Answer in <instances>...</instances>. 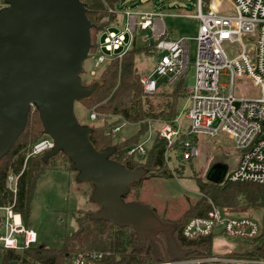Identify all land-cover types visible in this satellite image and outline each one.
Listing matches in <instances>:
<instances>
[{
    "label": "built area",
    "instance_id": "1",
    "mask_svg": "<svg viewBox=\"0 0 264 264\" xmlns=\"http://www.w3.org/2000/svg\"><path fill=\"white\" fill-rule=\"evenodd\" d=\"M230 1L229 13L218 9V0H197L196 13L193 15L199 20L196 56L193 60L194 81L184 87L186 106L171 121L147 119L148 130L155 128V132L166 140L164 156L170 168V156L176 158L179 155L183 160H188L198 154L195 146L198 136L215 139L224 134L237 151L235 166L227 173L225 181L264 185V0ZM109 11L114 10L109 8ZM142 15L144 17L138 20V16ZM125 17L126 23L122 30H109L104 36L102 34V47L109 52L120 49L124 45L125 34H131L136 26L152 31L157 40L155 67L140 78L144 93L150 95L157 91L155 76H166L169 85L181 78L185 79L190 64L188 39L182 37L167 41L162 19L153 13L126 10ZM233 45H237V48L228 55L229 47ZM97 48L98 44L95 51ZM127 50L108 59L97 54L95 64L98 66L105 60L109 63L115 58H121ZM221 77H224V82ZM245 81L251 87L258 88L256 96L248 95ZM235 86L238 87L237 93L234 91ZM100 116L94 109L88 113L90 120L99 119ZM181 116L187 120L186 126L182 125ZM119 120H122L121 124L110 128L113 136L126 122L121 118ZM152 123H158L159 126L155 127ZM52 146L53 140L43 135L25 152L21 170L16 173L10 169L6 175L5 183L12 200L0 206L2 249L17 251L37 242L35 230L24 224L21 213L15 208L18 183L27 160L42 155ZM125 153L144 158L146 148L142 142H138L128 146ZM256 221L259 220L251 216L234 215L225 208L211 204L206 215L192 217L186 222L182 235L193 239L224 233L241 240L257 242L263 256L244 261L264 264V207L260 225ZM102 255V252L96 251L77 253L68 264H94ZM220 260L223 258L213 255L162 261L160 264H200Z\"/></svg>",
    "mask_w": 264,
    "mask_h": 264
},
{
    "label": "water",
    "instance_id": "2",
    "mask_svg": "<svg viewBox=\"0 0 264 264\" xmlns=\"http://www.w3.org/2000/svg\"><path fill=\"white\" fill-rule=\"evenodd\" d=\"M0 7V158L24 130L34 107L42 132L53 146L43 162L61 153L70 161L79 182L92 186L98 209L90 219H103L134 230L136 250L149 241L157 262L185 258L174 237L176 225L162 222L145 204L125 200L129 185L147 173L110 158L114 146L97 149L90 140L91 125L80 124L75 102L89 99L102 85L81 79L83 62L92 47L85 3L81 0H2ZM231 154L217 150L209 159L204 180L223 185ZM17 264L16 261L12 262Z\"/></svg>",
    "mask_w": 264,
    "mask_h": 264
},
{
    "label": "trees",
    "instance_id": "3",
    "mask_svg": "<svg viewBox=\"0 0 264 264\" xmlns=\"http://www.w3.org/2000/svg\"><path fill=\"white\" fill-rule=\"evenodd\" d=\"M81 1L85 3L88 19L94 24L91 29L92 48L89 52L90 55L97 47L96 41L100 31L115 20L116 15L113 12H107V10L113 8L120 0ZM156 41L149 46L141 48L132 45L120 59L115 58L109 62L101 69L97 77L95 76L91 80L92 82L101 79L103 80L102 85L89 99L78 101L83 106L84 112H89L94 107L98 114L109 115V117L105 116L102 119L101 124L91 125L90 140L97 149L114 146L115 150L110 156L111 159L129 169L140 165L147 169L145 175L129 185L130 191L125 196L126 201L131 199L142 202L139 198L140 188L146 179L171 177L175 175L174 172L177 174L183 173L184 160L181 156L177 155L176 158L169 157L170 164H173V169L167 164L164 156L166 140L157 133L143 160L125 153L128 146L138 143L139 136L148 131V118H159L165 121L173 120L179 112V101L185 98L184 79L181 78L169 89H162L154 93L155 96L163 100L164 103L161 107L155 110L147 107L148 94L143 91L140 82L142 74L138 71L135 58L141 52L154 54ZM32 108L24 130L10 149L0 158V206L7 205L12 200V195L5 183L8 171L13 169L14 172H19L25 152L37 139L43 136L38 112L34 107ZM75 114L79 123L83 124L80 120L83 117L76 113V109ZM85 115L83 116L85 117ZM119 118L129 123H138L139 129L135 136L123 141L113 142L114 136L110 133V128L118 123ZM59 154L62 155L61 153ZM50 158L43 162L42 155L30 157L20 175L15 208L21 213L26 226H29L27 219L34 188L40 176L52 167L49 165ZM66 160L70 164L68 158ZM196 183L201 192V197L195 202L188 200L182 215L175 221L167 219L165 216L157 215L154 209L142 202L162 222L172 221L176 225L174 231L176 242L180 248L190 250L185 259L206 258L213 255L212 245L215 235L211 234L193 239H187L182 235V229L186 222L192 217L206 215L211 204L226 210L231 209L232 211L245 210L250 204L264 207V185L250 182L225 181L221 186L212 185V187L198 178ZM241 200L245 201V205L241 204ZM89 213V211L84 210H76L73 213L77 227L63 237L62 244L59 247H49L36 242L27 248L16 251L2 249L0 246V264H10L13 261H17L18 264H68L75 254L89 251L103 253L102 257L94 264L158 263L151 252L152 245L149 241L146 242L143 248L135 249L137 241L132 228L119 227L103 219H90ZM259 240L260 238H258ZM248 241L238 242L227 254L246 259L261 258L263 256L261 248L258 245L252 247ZM200 264H205V262Z\"/></svg>",
    "mask_w": 264,
    "mask_h": 264
},
{
    "label": "rangeland",
    "instance_id": "4",
    "mask_svg": "<svg viewBox=\"0 0 264 264\" xmlns=\"http://www.w3.org/2000/svg\"><path fill=\"white\" fill-rule=\"evenodd\" d=\"M221 2L223 3V7L224 5L225 7H231L230 0H221ZM196 4L197 0H120L114 6L119 17V22L115 23V26H110L107 30L104 29L103 36L106 31L114 30L118 32L124 28L126 10L140 13L153 12L155 17L158 16L162 19L167 29V34L165 36L167 41L177 40L182 37L188 39L190 64L188 65L187 74L183 81L185 87L186 85L193 84L194 81L193 60L196 56V35L199 26V20L193 16L196 13ZM226 10L228 11L229 9L226 8ZM107 12L112 13L109 9ZM230 12L231 11H229V13ZM143 17V15L138 16V20ZM99 34L96 41L98 44L97 50L95 52L93 50L83 62L81 79L85 83H90L92 78L95 76L97 77L99 71L108 64V60H105L97 66L95 64V57L97 54H102L108 59L113 57L114 54L117 55L118 53H123L127 50V47L130 48L132 45L138 48L146 47L156 40L150 29H139V27L136 26L131 34H125V42L120 49L109 52L102 47L103 36H99ZM236 48L237 45L230 46L228 55H230ZM155 59V54L152 53L146 54L141 52L137 54L135 64L138 71L142 74L141 77L153 70L155 67ZM92 75L93 77H91ZM155 78L159 90L169 89L165 84L167 82L166 76H155ZM221 81L224 82V77H221ZM245 87L249 91L248 95L250 96H256L259 93L258 88L251 87L247 81H245ZM234 91L235 93L238 92L237 86L234 87ZM147 96V107L150 109H158L164 103L163 100L154 94ZM184 106H186L185 100L181 99L178 103V110L181 112ZM75 109L76 113L83 117V120L80 119L83 124H89L92 126L98 125L102 123V119L105 116L109 117V115L101 114L102 116H100V120H90L87 117L89 112H84L83 106L79 102L75 103ZM91 109H94V107ZM83 115H85V117ZM148 119L156 120L158 122L165 121L159 118ZM184 120V117H181L180 121L183 126L186 125ZM121 123L122 120H119L117 124ZM153 125L155 127L159 126L158 123H154ZM138 129V123L125 122L120 130L114 135L113 142H118L135 136ZM154 129L155 128L152 127L139 136L138 141L143 143L146 151L150 149L156 134ZM195 146L198 154L190 159V161H183L182 174L174 172L175 175L171 177H154L143 181L142 187L140 188V193L142 195H140L139 198L141 201H145L150 208L154 209L157 215L165 216L167 219L173 221L179 218L182 215L188 200L195 202L201 197V192L196 183L197 178L205 183L207 182L210 186L215 185L203 179V173L206 169L209 157L211 158L215 151L223 150L226 153H231V157L228 159L230 164L236 160L237 151L234 150L232 141L224 134L215 139H207L203 136H198ZM49 165L52 167L47 169L37 180L33 197L30 202V212L27 222L30 227L35 230L38 243L45 244L49 247H59L62 244L63 237L71 233L77 227L73 213L76 210H84L91 213L96 211L98 207L90 198L92 191L91 185L87 182H79L76 179V172L70 168V164L65 157L56 154L54 157L50 158ZM171 167L172 169L174 168L173 164ZM240 202L242 205H245L244 200H241ZM258 207L259 206L257 205L250 204L242 211H232L231 209H228V211L234 215L251 216L260 221L262 207ZM259 221L256 222L260 225ZM169 222L173 223L172 221ZM238 241L242 240L225 235L224 233L215 234L213 238L212 253L214 255L221 254L227 247L236 244ZM160 263L161 262H158L157 264Z\"/></svg>",
    "mask_w": 264,
    "mask_h": 264
},
{
    "label": "crops",
    "instance_id": "5",
    "mask_svg": "<svg viewBox=\"0 0 264 264\" xmlns=\"http://www.w3.org/2000/svg\"><path fill=\"white\" fill-rule=\"evenodd\" d=\"M220 3H219V7H218V9L219 10H221V11H224V10H226V8L227 9H230V7H225V5H224V7L222 6V2H221V0H218ZM214 5H216V3L214 4ZM111 9H113L114 10V14L116 15V17H115V20L114 21H112V22H110L107 26H106V30L110 27V26H115V23H117V22H119V17H118V14L116 13V11H115V9H114V7L113 8H111ZM231 10V9H230ZM230 10H228V12L230 11ZM147 13H153V12H147ZM154 14V13H153ZM155 15V14H154ZM126 18V17H125ZM125 23H126V19H125ZM165 26V25H164ZM165 29H166V27H165ZM114 31V30H113ZM103 32H104V29L103 30H101L100 31V34H99V36L100 35H102L103 34ZM166 32H167V29H166ZM129 49V48H128ZM155 54V53H154ZM101 71V70H100ZM99 71V72H100ZM144 75H146V74H144ZM91 77H93V75L91 76ZM176 82V81H175ZM175 82L173 83V84H171V85H169L167 82L165 83L166 85H167V87L169 88V87H172V85H174L175 84ZM160 90H162V89H160ZM157 91H159V87H158V89H157ZM184 100H185V98H184ZM183 110V109H182ZM182 112V111H181ZM180 111L178 112V114L179 113H181ZM177 114V115H178ZM181 117H184V116H181ZM184 119H185V117H184ZM184 122H186V124H187V120L185 119L184 120ZM186 126V125H185ZM121 141H123V140H121ZM215 153V152H214ZM226 153V152H225ZM146 154H147V151H146ZM228 154H231V153H228ZM146 156V155H145ZM137 157V156H136ZM139 158V157H138ZM145 158V157H144ZM144 158H139L140 160H143ZM209 159H210V157H209ZM209 161V160H208ZM208 164V163H207ZM207 166V165H206ZM204 179V178H203ZM140 195H142L141 193H140ZM142 202H144L145 203V201H142ZM147 204V203H146ZM28 227H30V225L28 226ZM31 228V227H30ZM37 242H38V240H37ZM238 242H243V240L242 241H238ZM238 242H236V244L238 243ZM248 242H250L251 244V246L253 247H255L256 245H257V242H253V241H248ZM235 243V242H234ZM236 244H233V245H230L229 247H227L225 250H224V252H222L221 254H217V255H215V256H219L220 258H223V260H220V261H210V262H205V264H256V263H251V262H249V261H244V260H247L246 258H243V257H239V256H231V255H228L227 253H228V251H230V250H232L235 246H236ZM213 254V253H212ZM214 255V254H213ZM212 255V256H213ZM234 258V259H233ZM237 260H242V261H237ZM189 264H196V263H189Z\"/></svg>",
    "mask_w": 264,
    "mask_h": 264
}]
</instances>
